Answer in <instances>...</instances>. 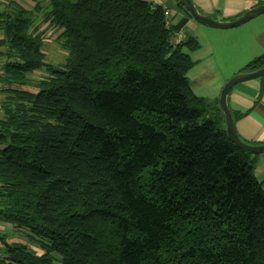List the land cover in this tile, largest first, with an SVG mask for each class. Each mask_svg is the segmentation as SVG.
<instances>
[{
    "label": "trees",
    "instance_id": "obj_1",
    "mask_svg": "<svg viewBox=\"0 0 264 264\" xmlns=\"http://www.w3.org/2000/svg\"><path fill=\"white\" fill-rule=\"evenodd\" d=\"M168 13L0 3V223L25 239L0 233V264H264V182L219 101L193 94L200 43L177 41L188 19ZM48 29L60 66L46 62Z\"/></svg>",
    "mask_w": 264,
    "mask_h": 264
},
{
    "label": "crops",
    "instance_id": "obj_2",
    "mask_svg": "<svg viewBox=\"0 0 264 264\" xmlns=\"http://www.w3.org/2000/svg\"><path fill=\"white\" fill-rule=\"evenodd\" d=\"M9 0H0V3ZM32 8L34 1L40 0H16ZM154 5H161L168 10V23L177 24L182 19H188L185 32L201 44L209 48L207 55L208 62H215L218 58H223L225 62L232 63L233 71L228 75L225 83L221 85L223 89L227 80L234 76L247 73L243 69L255 58L264 55V15L257 17L249 23L231 30H215L200 24H194L193 19L188 18L185 11L178 6L176 0H144ZM196 7L204 14L218 21H232L246 12L264 5V0H192ZM232 37L237 40L230 41ZM183 40L179 36L177 41ZM223 40L222 48L218 41ZM210 46V47H209ZM198 50L191 53L195 57V62H202L207 52ZM206 53V54H205ZM204 54V55H203ZM201 57H200V56ZM203 55V56H202ZM233 57V59H229ZM215 58V59H214ZM205 60V59H204ZM221 91L211 101L217 102L220 99ZM228 105L231 111L236 130L240 138L247 144L253 146L264 145V77L251 80L236 85L228 96ZM255 159L254 172L260 182H264V154H251ZM2 246L0 245V252Z\"/></svg>",
    "mask_w": 264,
    "mask_h": 264
},
{
    "label": "rangeland",
    "instance_id": "obj_3",
    "mask_svg": "<svg viewBox=\"0 0 264 264\" xmlns=\"http://www.w3.org/2000/svg\"><path fill=\"white\" fill-rule=\"evenodd\" d=\"M35 2L38 1H34V3ZM192 21L194 24H197L195 20ZM56 37L57 33L54 29H48L45 31L43 35V52L46 56L47 63L60 66L65 62L68 54L56 42ZM237 39L238 37H232L229 40L234 42V40ZM223 44V40L218 41V45L221 48ZM205 46L206 44H204L202 49L200 44V48L198 49V51L200 52L201 49L204 50L205 48V51L207 52V54L205 53L206 57L202 58V62H195V57H191L195 65L186 74V77L191 85L193 94L198 98H203L211 102V100L216 97V95H218L219 91H222L219 88L225 83L224 81H226V79L228 78L227 76L230 75V73L233 71V67L232 63L223 61L224 59L222 57L218 58V60L215 62H208L206 59L207 55H209V48L207 49ZM183 51L185 53H189L187 48H184ZM229 59H233V57H230ZM43 76H46L45 72H35L32 75V77L36 79L43 78ZM0 233L8 235V237L10 238L8 239L9 243H25V239L21 236L15 235L16 231L12 228V226L8 224L0 223Z\"/></svg>",
    "mask_w": 264,
    "mask_h": 264
},
{
    "label": "water",
    "instance_id": "obj_4",
    "mask_svg": "<svg viewBox=\"0 0 264 264\" xmlns=\"http://www.w3.org/2000/svg\"><path fill=\"white\" fill-rule=\"evenodd\" d=\"M179 2L184 7V9L190 14L193 20H195L198 24L215 30L236 29L249 23L250 21L256 19L257 17L264 15V5H262L246 12L242 16L232 21H218L201 12L196 7L194 2H192V0H179ZM188 35H189L188 32H185V36L187 37ZM263 77H264V67L253 72L238 74L226 82V84L224 85L221 91L220 99H219V107L225 119L226 131L230 141L238 149L255 155L264 154V145L253 146L245 143L240 138V136L237 133L231 111L229 109L228 96L236 85L251 80L260 79Z\"/></svg>",
    "mask_w": 264,
    "mask_h": 264
},
{
    "label": "flooded vegetation",
    "instance_id": "obj_5",
    "mask_svg": "<svg viewBox=\"0 0 264 264\" xmlns=\"http://www.w3.org/2000/svg\"><path fill=\"white\" fill-rule=\"evenodd\" d=\"M180 36H182L183 39L185 38V37H183V33H182ZM188 36H189V35H188ZM188 36H187V37H188ZM179 42H180V41H179Z\"/></svg>",
    "mask_w": 264,
    "mask_h": 264
}]
</instances>
